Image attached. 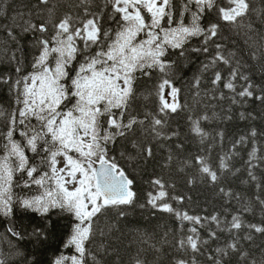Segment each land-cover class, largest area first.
<instances>
[{"label": "snow or ice", "instance_id": "6c2138e0", "mask_svg": "<svg viewBox=\"0 0 264 264\" xmlns=\"http://www.w3.org/2000/svg\"><path fill=\"white\" fill-rule=\"evenodd\" d=\"M4 16L0 3V19ZM0 32L7 38L0 47L7 49L14 73H0V87L12 99L10 109L0 105V221L6 228L0 238L11 245L7 251L0 248V264H17L20 257L21 264H39L14 243L25 236L15 217L18 211L37 214L50 227L55 210L72 218L63 243L72 251L60 252L51 264H105L110 245L97 239L107 238L117 225L101 228V218L110 213L123 218L138 201L136 181L120 160L139 167L154 159L152 142L181 135L169 122L180 112L188 113L189 131L201 148L182 160L179 170L195 169L219 186L226 175L242 171L233 161L247 148L243 183L255 191L245 197L219 186L228 203L237 202V210L193 215L169 202L183 204L190 196L172 195L175 185L163 176L151 178L154 191L147 193V205L181 222L179 234L169 240L165 233L162 240L171 249L168 264H264V244L253 248L256 234L264 237V219L252 223L244 217L255 205L264 210V130L250 127L227 151L221 149L214 165V141L222 144L225 133L203 126L219 116L208 109L222 101L228 102L226 109L220 107L225 114L219 118L225 120L233 119L232 106L264 107V0L260 7L256 0H35L11 23L0 22ZM25 35L33 49L28 71L19 55ZM194 40L199 46L192 47ZM229 43L242 47L229 49ZM189 51L206 57L191 82L204 110L182 103L175 84L180 58L187 60ZM204 73L210 74L208 90H202ZM141 80H151L152 89L141 92ZM239 118L251 121L257 115L245 110ZM117 147L123 149L118 156L113 154ZM175 147L183 151L185 144ZM175 159L170 149L167 164ZM33 187L39 194L17 191ZM222 234L223 243L213 247ZM31 236L42 243L48 233L37 227ZM167 251L141 236L127 264H161Z\"/></svg>", "mask_w": 264, "mask_h": 264}, {"label": "trees", "instance_id": "16d2710c", "mask_svg": "<svg viewBox=\"0 0 264 264\" xmlns=\"http://www.w3.org/2000/svg\"><path fill=\"white\" fill-rule=\"evenodd\" d=\"M35 0H0L3 4V10L5 16L0 19V22L11 23V17L14 16L17 11H27L29 6L34 3ZM257 7H260V0H256ZM24 35V34H21ZM225 35H229L225 32ZM6 36L3 32H0V44L6 40ZM23 45V51L19 53L23 58V64L25 70H30L29 64L32 58V39L30 36H24L21 40ZM199 46L197 41H193L192 47ZM8 47H13L9 45ZM235 47H242V45L228 44L229 49ZM7 49L0 47V73L6 75H14L12 72L13 65L8 63L5 58ZM188 59L180 58V68L178 69V75L175 80L177 87L181 88V102L185 103L194 109L204 110V102L197 104V98L195 96V89L192 88L191 82L193 78L199 75V69L206 57L202 54L193 53L189 51L187 54ZM172 59H177L173 56ZM223 68V66H221ZM204 82L202 84V90H208L210 74L204 73ZM258 79V77H257ZM153 82L140 81V91L145 92L151 90ZM215 103V102H213ZM12 99L11 94L6 90V87H0V105L5 108L11 107ZM228 106L227 101H222L215 108H209V114L213 112L219 113L217 118L204 122V127L207 131L215 134L216 132L223 130L225 137L223 143L214 141L216 144L213 149L211 160L215 165L217 155H222L223 151H227L231 142L239 135L246 133L250 127H256L260 130H264V107H260L257 104L249 102L243 108L239 106H232L231 115L232 120L220 119L225 113L220 112V107L225 109ZM142 107V105H141ZM151 107V105L149 106ZM252 111L255 112L257 118L255 120L246 121L239 118L240 111ZM188 113L180 112L173 114L169 118L171 128L173 130L178 129L181 132L179 137H174L171 141L152 142L155 158L150 159L147 163L141 164L139 167L135 165H129L124 160H120L122 166L126 167L129 174L135 179V190L138 193L137 206L128 209V214L117 219L114 213H110L107 217H103L100 220L99 226L105 228L110 224H116V228L112 230L107 238L98 237L97 244L101 241L110 245V254L103 259L105 264H127L128 256L130 252H134L137 247L138 239L141 236L152 237L153 242L157 243V247L168 249L167 253L161 257V264H168V256L171 254L169 245L163 244L162 240L167 233V239L171 240L174 233L179 234L181 222L172 214L161 212L153 209L147 205V193L154 191L150 185L149 180L154 176H163L164 179L175 185L174 189H169L172 195L190 196L191 200H185L183 204H180L174 200L169 201L173 204V207L181 210H186L193 215L210 216L217 212L222 215L225 214L226 209H231L235 212L238 208L236 201L228 203L222 194L219 193V186L230 188L233 192L241 193L242 196L250 197L255 191L251 185L244 184L243 181L247 179L246 172L243 171V159L246 158L247 148H242L240 157H237L233 164L235 167L241 168L242 171L235 176L226 175L222 178L219 186L213 185L207 182L206 178H200L195 169H184L180 171L182 167L180 163L186 157L197 154L201 145L199 144V138L189 131V121L186 119ZM184 143L185 149L183 151L177 150L175 145L177 143ZM161 144L164 146L162 147ZM175 153L176 159L171 165L167 164V157L169 150ZM123 149L114 148L113 154H119V151ZM38 162V161H34ZM192 178H196V183L189 184L188 181ZM21 195H36L40 190L33 187V189H17ZM140 204H144L145 207H139ZM244 217L247 221L252 223H259L264 219V210L258 205L253 207V212L244 213ZM52 226H48L46 218H41L37 214L23 213L18 211L15 217V224L18 231L25 233L24 239L20 241H14L19 246L25 256L30 259L39 261V264H51L52 260L60 253L66 252L71 254V249L65 250L63 248L64 241L68 238L71 232L72 218L60 210H55L50 214ZM230 219V214H229ZM185 226H189L187 222H183ZM41 227L46 228L48 237L42 243L37 242L31 236L34 228ZM6 232L5 223L0 221V237H4ZM203 236H207V228L201 230ZM226 234H222L219 242H213V247L216 243H223ZM264 244V237L256 234L253 248L258 245ZM11 245L8 243L7 238H0V248L7 251ZM115 249V252L111 251ZM119 253L117 256L116 253ZM259 255V253H256ZM151 258V257H150ZM204 260V258H201ZM23 257L17 258V264H21Z\"/></svg>", "mask_w": 264, "mask_h": 264}]
</instances>
